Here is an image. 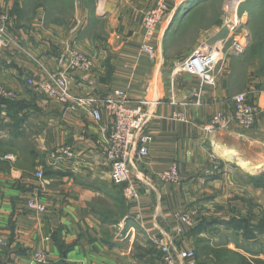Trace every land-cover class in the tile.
Returning <instances> with one entry per match:
<instances>
[{"label":"crops","instance_id":"crops-1","mask_svg":"<svg viewBox=\"0 0 264 264\" xmlns=\"http://www.w3.org/2000/svg\"><path fill=\"white\" fill-rule=\"evenodd\" d=\"M211 2L168 0L151 60L140 45L142 17L154 0H0L9 38L0 52V87L15 95L0 99V236L9 244L0 264L29 263L35 252L47 264H160L155 238L193 251L196 264H232V255L264 261V77L245 62L247 54L227 50L215 85L197 98L198 78L177 69L200 45L230 37ZM71 49L94 58L90 71L68 78L73 95L98 101L99 123L26 85L65 69L60 58ZM114 91L129 104L148 102L149 154L131 167L136 204L110 180L104 100ZM241 93L260 110L254 126L232 123L205 135L210 117L230 112ZM179 114L183 121L174 118ZM173 165L178 182H162ZM31 198L44 214L27 208ZM182 215L190 226L179 222Z\"/></svg>","mask_w":264,"mask_h":264},{"label":"built area","instance_id":"built-area-1","mask_svg":"<svg viewBox=\"0 0 264 264\" xmlns=\"http://www.w3.org/2000/svg\"><path fill=\"white\" fill-rule=\"evenodd\" d=\"M169 11L168 0H154V5L144 11L142 17L143 40L140 51L146 54L151 60L155 59L156 48L154 38L157 29ZM235 20V19H234ZM7 17L0 15V52L3 46L9 42L7 36ZM230 37L227 42L220 41L212 45L202 44L196 48L191 55L179 63L177 69L190 76L198 78L197 98L204 87L214 86L215 68L223 57L225 45L230 54L240 56L245 53L248 41L241 34H236L235 23L229 27ZM228 43V44H227ZM66 66L58 72H46L42 79H26V85L44 98L65 106L70 111L81 109L99 123L102 119L98 101L90 97H80L72 94L68 72H88L94 66V58L84 52L71 49L60 58ZM112 98L104 100L105 108L111 117V127L109 134L105 137L106 156L110 162V180L117 186H122L124 198L128 202L138 203L139 192L131 178V167L140 163L149 154V144L151 138L144 133V128L148 120L145 106L148 102L129 104L126 94L122 91H114ZM15 95L0 87V99H13ZM248 94L241 93L232 97L233 107L230 112H217L210 117L208 122L202 127L205 135H212L218 131H227L232 123L241 129H251L260 110L255 105L248 102ZM196 99L194 104H199ZM174 118L183 121L184 117L179 114ZM71 157L69 152H64ZM37 179H42V173L35 174ZM159 179L164 183H177L179 180V170L177 165L171 166L162 172ZM27 208L37 214L45 213V206L40 204L35 198L27 202ZM177 219L183 225L190 226L191 221L187 215L178 216ZM181 227L175 230L177 236L182 235ZM160 253V264H196V256L193 251L178 249L172 240L164 238L154 239ZM8 242L0 236V251L8 248ZM25 264H47V257L42 252H35L32 261Z\"/></svg>","mask_w":264,"mask_h":264},{"label":"rangeland","instance_id":"rangeland-1","mask_svg":"<svg viewBox=\"0 0 264 264\" xmlns=\"http://www.w3.org/2000/svg\"><path fill=\"white\" fill-rule=\"evenodd\" d=\"M29 1L32 4L37 3V0ZM211 4L213 5H209L208 9L214 17H217L219 12L221 17L226 18V25L231 27L235 23L237 26L235 35L241 34L247 38L245 62L252 63L257 67L256 73L264 77V0H212ZM229 31L227 27V32ZM228 46L224 48V54ZM235 260L237 261V258Z\"/></svg>","mask_w":264,"mask_h":264},{"label":"trees","instance_id":"trees-1","mask_svg":"<svg viewBox=\"0 0 264 264\" xmlns=\"http://www.w3.org/2000/svg\"><path fill=\"white\" fill-rule=\"evenodd\" d=\"M232 256L237 258V261L235 260V258L234 259L232 257L228 258V260L229 259L232 260V264H264V261H260V260H254L249 262L240 255H236V256L232 255Z\"/></svg>","mask_w":264,"mask_h":264}]
</instances>
